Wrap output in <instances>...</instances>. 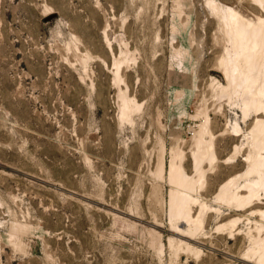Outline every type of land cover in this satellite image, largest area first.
<instances>
[{
  "label": "rangeland",
  "instance_id": "rangeland-1",
  "mask_svg": "<svg viewBox=\"0 0 264 264\" xmlns=\"http://www.w3.org/2000/svg\"><path fill=\"white\" fill-rule=\"evenodd\" d=\"M262 4L0 0V264H248L260 218L214 196L248 168L255 122L220 63L227 8L256 22ZM205 132L217 157L188 240L170 230L168 170L175 149L196 175ZM239 217L236 238L217 229Z\"/></svg>",
  "mask_w": 264,
  "mask_h": 264
},
{
  "label": "bare ground",
  "instance_id": "bare-ground-1",
  "mask_svg": "<svg viewBox=\"0 0 264 264\" xmlns=\"http://www.w3.org/2000/svg\"><path fill=\"white\" fill-rule=\"evenodd\" d=\"M256 1L264 3L263 0ZM226 14L224 27L230 45L220 63L228 82L224 91L231 96L242 89L245 118H251L253 114L255 122L251 129L254 153L245 158L248 168L221 184L214 198L236 211L248 212V220L260 218L254 220L257 235L252 232L248 234L252 239V247L241 255L240 260L248 264H264V210L259 208L264 194V19L259 17L254 22L232 8H227ZM117 65V71H120V65ZM123 100L126 112L128 105L138 106L135 97H124ZM203 134L207 133H202L203 137L198 135L192 151L195 176L198 179L186 172L183 166L184 153L175 149L168 170L169 182L173 186L169 196L170 230L188 240H194L205 226L207 205L195 195L204 187L205 165L213 163L217 157L214 136L210 135L211 138L209 136L210 139L206 140ZM254 176H257V181ZM241 180L244 182L240 184ZM195 207L200 209L197 216L193 214ZM242 220L243 217H239L217 229L232 239L236 238L238 223ZM182 225L185 227L182 228ZM185 248L189 253L197 251L190 243H186Z\"/></svg>",
  "mask_w": 264,
  "mask_h": 264
}]
</instances>
